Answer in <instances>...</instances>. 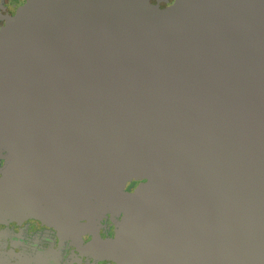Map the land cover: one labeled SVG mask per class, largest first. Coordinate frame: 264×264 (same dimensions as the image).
Listing matches in <instances>:
<instances>
[{"label":"water","instance_id":"1","mask_svg":"<svg viewBox=\"0 0 264 264\" xmlns=\"http://www.w3.org/2000/svg\"><path fill=\"white\" fill-rule=\"evenodd\" d=\"M0 158V225L60 242L0 264H264V0L26 2L0 26Z\"/></svg>","mask_w":264,"mask_h":264},{"label":"flooded vegetation","instance_id":"2","mask_svg":"<svg viewBox=\"0 0 264 264\" xmlns=\"http://www.w3.org/2000/svg\"><path fill=\"white\" fill-rule=\"evenodd\" d=\"M30 0H0V26H5L9 18L14 17L19 8ZM151 4L161 9L168 8L177 0H149ZM5 166V160L0 158V170ZM1 177V175H0ZM138 186L137 182L129 183L127 191H134ZM115 224L107 216L102 221L100 236L103 239L113 238L115 236ZM90 238H86L88 241ZM0 244H6L7 250L21 252L37 249L39 251L48 250L54 246L55 249L60 247L57 232L36 219H28L21 222H11L8 225H0ZM74 249L69 246L64 248V254L70 255ZM76 252V251H74ZM77 253V252H76ZM78 254V253H77ZM86 263V258H83ZM91 263H93L91 261ZM96 264H115L109 261H101Z\"/></svg>","mask_w":264,"mask_h":264}]
</instances>
